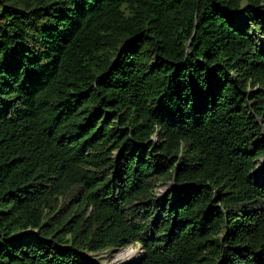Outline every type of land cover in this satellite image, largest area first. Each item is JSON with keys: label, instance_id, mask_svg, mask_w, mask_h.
Instances as JSON below:
<instances>
[{"label": "trees", "instance_id": "obj_1", "mask_svg": "<svg viewBox=\"0 0 264 264\" xmlns=\"http://www.w3.org/2000/svg\"><path fill=\"white\" fill-rule=\"evenodd\" d=\"M262 158L264 0H0V264H264Z\"/></svg>", "mask_w": 264, "mask_h": 264}, {"label": "rangeland", "instance_id": "obj_2", "mask_svg": "<svg viewBox=\"0 0 264 264\" xmlns=\"http://www.w3.org/2000/svg\"><path fill=\"white\" fill-rule=\"evenodd\" d=\"M240 19H241L240 22L244 24L245 22L244 15L240 14ZM263 174H264V158L258 161L255 170L252 172L253 179L257 182L258 178H260L261 175ZM170 188H171V184L161 185L155 189V193L157 194V196H163L170 190ZM22 236L25 240H28V241L39 239L37 232L35 230H28L24 232ZM127 250H131L134 252L137 251L138 253H136L133 257L136 259H134L133 261H130V259L129 260L126 259L124 261L123 259L122 260L119 259L122 253H125ZM139 251L142 252V248L138 244H134L124 249L107 250V251L102 252L101 254L84 253V255L90 260H92L94 264H116V263L117 264H134L142 258V254H139Z\"/></svg>", "mask_w": 264, "mask_h": 264}, {"label": "bare ground", "instance_id": "obj_3", "mask_svg": "<svg viewBox=\"0 0 264 264\" xmlns=\"http://www.w3.org/2000/svg\"><path fill=\"white\" fill-rule=\"evenodd\" d=\"M263 166V165H262ZM132 249V248H131ZM136 251V250H135ZM124 252V251H123ZM136 253H138L137 251L136 252H134V251H131V250H127L125 253H122V255L120 256V258L119 259H123V261L124 260H126V259H130V261H133L134 259H136V258H133L134 257V255L136 254ZM139 254H142V252H140L139 251ZM117 264V263H116Z\"/></svg>", "mask_w": 264, "mask_h": 264}]
</instances>
